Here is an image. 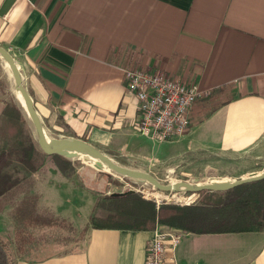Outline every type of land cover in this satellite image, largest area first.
<instances>
[{
	"label": "crops",
	"instance_id": "1",
	"mask_svg": "<svg viewBox=\"0 0 264 264\" xmlns=\"http://www.w3.org/2000/svg\"><path fill=\"white\" fill-rule=\"evenodd\" d=\"M0 46L49 138L81 141L132 169H150L154 158L176 168L181 158L200 162L211 153L244 157V172L228 179L264 171V0H0ZM125 69L163 73L204 93L184 136L153 144L139 134ZM75 171L44 163L0 198V244L10 264H146L153 231L92 228L100 192L82 186ZM53 186L63 210L48 201ZM33 193L38 200L24 202ZM176 261L264 264V229L181 232Z\"/></svg>",
	"mask_w": 264,
	"mask_h": 264
},
{
	"label": "trees",
	"instance_id": "2",
	"mask_svg": "<svg viewBox=\"0 0 264 264\" xmlns=\"http://www.w3.org/2000/svg\"><path fill=\"white\" fill-rule=\"evenodd\" d=\"M48 159L54 160L64 175L73 172L68 159L47 156L41 151L36 136L26 127L22 107L15 102L6 103L0 113V198L30 174L38 172ZM190 194L201 196V199L195 205L159 208L136 193L111 194L98 200L90 225L94 229L117 231H154L161 226L198 235L239 234L264 229V180L224 192ZM0 264H10L1 244Z\"/></svg>",
	"mask_w": 264,
	"mask_h": 264
},
{
	"label": "rangeland",
	"instance_id": "3",
	"mask_svg": "<svg viewBox=\"0 0 264 264\" xmlns=\"http://www.w3.org/2000/svg\"><path fill=\"white\" fill-rule=\"evenodd\" d=\"M14 102L17 103L19 107H22V112L26 119V127L29 130V132L32 133V135H35V131L32 126V123L30 122L24 110L23 104L19 100L18 94L15 92L14 82L11 77L10 71L8 67L6 66V63L0 60V112L3 110L6 103L10 104ZM47 140H50V139L47 137ZM53 140H56V139H53ZM140 148L144 152H146L147 155L149 156L150 146L148 145L147 142H143L142 144H140ZM121 156L126 158V156L124 155H121ZM195 156L194 155L189 156L191 159H187L185 157L181 158L178 161L179 166L177 165L176 168L174 167L175 162L173 163L170 161V162H166L163 165L164 162L158 163L157 161H155V158H154L151 161V163H149L150 169H146V170L145 169L143 170L135 169V170H138L140 172L153 176L163 185H170L175 182L188 183V184H193V185L194 184L202 185V184H209V183H224V182L236 181V179H228L224 176L242 173L244 172V169H245L242 167L244 166V164L243 163L241 164V161L244 159L243 156L231 155V154H219V157H218V156H215L214 154L209 153L206 155H201L203 156V159L200 162H196L194 160ZM112 159L124 165V167L125 166L130 167V165H128L125 161L121 162V161H117V159H114V158ZM138 159L139 158H131L130 161L132 163H139ZM69 161L71 163L73 172L75 171V168H77L78 171L74 175L78 179L79 178L82 179L81 180L82 186L87 184L89 187H92L94 191L97 190L99 192L100 191L102 192V193L100 192L99 194H97L98 196H100L99 200L111 194L125 193L129 191H133L134 193L139 195L142 199L144 200L146 199L147 201H152L153 203L155 200H158L160 202V206H182L181 204L174 203V202H169L168 204H166L163 199L166 197V195L170 199L172 198L171 195H176L174 199L180 198L181 202H183L184 200L191 201L192 202L191 205H195L201 199V196H194L190 193L182 192L180 194H176V193L169 194V193L158 192L154 190L150 185L127 180L116 174H113L105 166H102L103 168L102 170H97L95 168L96 161L90 158H87V157H77V158L69 159ZM44 163L51 164V163H56V162L54 160L48 159ZM131 168H134V167H131ZM239 169H241V171ZM256 174L258 173L256 172ZM234 176H237V175H234ZM26 180H28V178ZM23 185H25V183H23ZM25 188L26 186L22 187V189H25ZM34 195L35 194L33 193L32 196H28L27 198H25L24 202L25 201L28 202L31 200L34 202V199H37L36 195L35 196ZM48 201L55 208V210L65 209L64 208L65 200L63 199L61 192H58L57 187H54L52 194L50 195V198ZM38 213L40 212H38L37 210L33 211L32 216L36 217L39 215ZM28 215L30 219H32L31 212H28ZM50 221H52L51 218H50ZM53 222L56 223L54 226H57L59 224L58 222L54 220ZM5 225H6V221L4 219H0V228H3ZM7 225H8V219H7ZM23 226H25V224ZM29 226L36 228L34 222H31ZM161 228L165 229L163 227ZM65 230H66L65 235H69L68 232L72 234L71 230L67 227V225H63V227L61 226V231L65 232ZM39 237H41L39 235V232L36 235L33 234V236L31 237L32 245L37 244V242H39V239H40Z\"/></svg>",
	"mask_w": 264,
	"mask_h": 264
},
{
	"label": "built area",
	"instance_id": "4",
	"mask_svg": "<svg viewBox=\"0 0 264 264\" xmlns=\"http://www.w3.org/2000/svg\"><path fill=\"white\" fill-rule=\"evenodd\" d=\"M123 75L127 91L137 101L141 136L153 144H162L186 134L190 110L204 96L196 85L176 81L163 73L143 70L125 69ZM171 196V199L167 195L163 198L166 204L174 202L190 206L192 203L181 202L180 198L174 199L176 195ZM154 204L159 208L158 200ZM180 239L181 232L157 226L147 247L146 264H177L176 248Z\"/></svg>",
	"mask_w": 264,
	"mask_h": 264
},
{
	"label": "water",
	"instance_id": "5",
	"mask_svg": "<svg viewBox=\"0 0 264 264\" xmlns=\"http://www.w3.org/2000/svg\"><path fill=\"white\" fill-rule=\"evenodd\" d=\"M0 58L8 65V69L14 82L15 92L19 95L21 103L24 106V110L32 123L35 131L36 140L41 151L47 156H61L66 159H73L77 157H87L96 161L95 168L102 170V166L108 168L113 174H116L124 179L131 180L138 183L150 185L155 190L162 193H199L203 191L207 192H224L236 188L238 186L258 182L264 180V171L260 174H253L245 179H241L233 182L224 183H209L202 185H193L188 183H173L170 185H163L153 176L138 170L124 167L120 163L111 159L109 156L97 151L95 148L77 140H53L49 138L42 126V123L34 109L33 102L27 94L22 85L20 73L14 63L10 54L0 46ZM48 137L52 143H57L56 149H50L46 141ZM126 193V192H125ZM125 193H119L115 195H123ZM128 193H134L129 191Z\"/></svg>",
	"mask_w": 264,
	"mask_h": 264
},
{
	"label": "bare ground",
	"instance_id": "6",
	"mask_svg": "<svg viewBox=\"0 0 264 264\" xmlns=\"http://www.w3.org/2000/svg\"><path fill=\"white\" fill-rule=\"evenodd\" d=\"M6 66L8 67V65L6 64ZM18 97H19V95H18ZM19 100H20V97H19ZM21 101V100H20ZM46 141H47V143H48V147L50 148V149H56L58 146V144L57 143H52V141L51 140H47V137H46ZM178 183H181V182H178Z\"/></svg>",
	"mask_w": 264,
	"mask_h": 264
}]
</instances>
